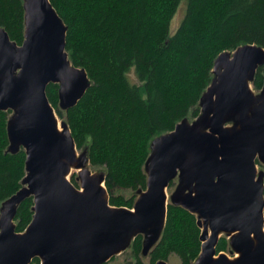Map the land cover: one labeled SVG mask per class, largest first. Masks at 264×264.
Instances as JSON below:
<instances>
[{"label":"water","instance_id":"water-1","mask_svg":"<svg viewBox=\"0 0 264 264\" xmlns=\"http://www.w3.org/2000/svg\"><path fill=\"white\" fill-rule=\"evenodd\" d=\"M25 39L12 41L0 27V112H11L9 150L26 153L23 188L0 211V264H107L143 236V256L159 242L170 204L197 216L201 253L194 264H264V87L252 89L264 48L244 45L215 60L201 114L156 138L145 164L146 190L134 208L115 207L103 173L92 172L71 130L47 96L59 86L69 110L90 87L85 69L66 51L68 27L50 0H23ZM77 169L81 189L70 180ZM179 185L169 196L168 188ZM34 201V217L16 231L19 206ZM222 237L232 254L217 253ZM156 264H168L160 260Z\"/></svg>","mask_w":264,"mask_h":264},{"label":"trees","instance_id":"trees-1","mask_svg":"<svg viewBox=\"0 0 264 264\" xmlns=\"http://www.w3.org/2000/svg\"><path fill=\"white\" fill-rule=\"evenodd\" d=\"M68 27L66 51L72 64L85 69L90 87L75 107L58 111L59 86L47 96L71 130L78 150L88 152L92 167L105 176L110 204L133 209L146 190L145 164L152 142L175 130L186 118L200 116L203 93L214 79L215 60L250 44L264 48V0H50ZM185 14L172 32L180 7ZM0 27L12 41L25 39L23 0H0ZM263 68L253 85L264 87ZM11 112H0V211L23 188L26 153L8 152ZM131 190V198L116 195ZM33 198L18 208L16 231L31 224ZM197 216L170 204L163 234L150 252L151 264L176 254L194 264L201 253ZM142 253L143 236L132 243ZM229 249L222 237L220 254ZM32 264H40L37 258Z\"/></svg>","mask_w":264,"mask_h":264},{"label":"rangeland","instance_id":"rangeland-1","mask_svg":"<svg viewBox=\"0 0 264 264\" xmlns=\"http://www.w3.org/2000/svg\"><path fill=\"white\" fill-rule=\"evenodd\" d=\"M184 14H185V4H183L181 7H180V10L178 11L176 17L174 18L173 20V23H172V32L174 33L183 17H184ZM263 74H264V68H263ZM252 89L254 90V92L256 94H260L261 90H257L253 83H252ZM56 110V109H55ZM63 111L60 107L58 108V111ZM56 110V113L58 112ZM58 118L60 119V122H63L62 119L58 116ZM188 120L190 122H194L196 119H194L193 117L192 118H188ZM83 151L82 150H78V153L79 155L82 153ZM89 169L92 171V172H98V173H101L99 171V169L97 170V168L95 167H92L91 165H89ZM264 171V165L261 164L260 162H258V172H262ZM79 173L80 171H78L77 169H72V172L71 174L69 175V180L76 186L78 187L79 189H81V183L79 181ZM105 184V183H104ZM179 185V180L176 179L172 184L171 186L168 188L167 190V193H168V196H169V202H171L170 200V197L171 195L175 192L176 188L178 187ZM106 187V186H105ZM115 194L116 195H122L126 198H131L133 195H135L134 192H132L131 190H124V189H117L115 191ZM138 198V195L136 196V199H135V202ZM232 249L229 245V249L225 252H222L224 254H226L230 259H235L237 258L239 255L238 254H232ZM168 264H182L180 258L176 255V254H172L168 260H167ZM107 264H151V256L148 255V256H143L142 253H140L139 255H135V252L134 250L132 249V247L130 246V248H128L126 251H124L123 253L115 256L114 258H112Z\"/></svg>","mask_w":264,"mask_h":264},{"label":"flooded vegetation","instance_id":"flooded-vegetation-1","mask_svg":"<svg viewBox=\"0 0 264 264\" xmlns=\"http://www.w3.org/2000/svg\"><path fill=\"white\" fill-rule=\"evenodd\" d=\"M41 263V262H40Z\"/></svg>","mask_w":264,"mask_h":264}]
</instances>
